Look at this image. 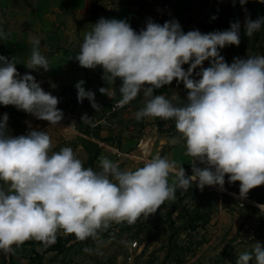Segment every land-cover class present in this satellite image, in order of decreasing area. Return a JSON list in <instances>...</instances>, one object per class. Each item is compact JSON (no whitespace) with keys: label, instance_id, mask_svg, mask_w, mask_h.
I'll list each match as a JSON object with an SVG mask.
<instances>
[{"label":"clouds","instance_id":"9594fccd","mask_svg":"<svg viewBox=\"0 0 264 264\" xmlns=\"http://www.w3.org/2000/svg\"><path fill=\"white\" fill-rule=\"evenodd\" d=\"M239 3L244 5L246 0ZM262 26L264 16H245V35L252 36ZM240 30L239 20L224 30L185 32L176 19L163 24L149 19L136 31L126 19L99 18L72 58L84 68L101 66L103 79L111 83L120 78L118 89L99 88L110 98L118 92L119 105L142 93L146 99L135 113L138 120L174 119L187 154L194 158L191 174H185L182 163L159 153L134 169L121 168L118 161L104 156L97 171L85 167L71 146L52 151L50 134L39 127L10 134L4 113L0 118V248L13 251V244L32 238L54 243L58 229L84 240L113 221L135 223L166 200L177 199V189L188 190L194 181L200 189L206 185L223 189L228 174L229 182L239 181L240 197L264 184V54L234 57L228 63L219 51L228 44L238 45ZM8 35L0 27V39ZM31 44L27 68L47 71L49 60L40 50V37L31 36ZM205 60L209 66L193 78V70ZM16 64L14 57L0 55V104L14 105L57 125L64 116L57 107L58 97L45 91L31 73L20 74ZM184 64L189 65L187 70ZM174 78L187 89L180 105L154 92ZM84 83L79 80L74 85L78 102L87 98L94 109H100L95 93L86 90ZM91 120L87 114L81 116V121ZM176 140L173 137L171 142ZM249 240L254 241L251 250L239 253L236 264H250L253 259L264 264V244Z\"/></svg>","mask_w":264,"mask_h":264},{"label":"rangeland","instance_id":"374dc122","mask_svg":"<svg viewBox=\"0 0 264 264\" xmlns=\"http://www.w3.org/2000/svg\"><path fill=\"white\" fill-rule=\"evenodd\" d=\"M88 89L95 93L100 109H94L87 98L82 102L72 99L77 94L75 90L73 95L65 92L70 99H58L57 104L64 113L62 120L57 125H49L48 121L38 119L31 126L48 131L53 141L52 151L71 146L85 167L97 171L101 169L100 158L104 156L118 161L121 168L133 169L156 153L167 156L169 145L163 149L161 144L152 145L144 138V133L135 128L128 113L114 112L106 117L108 125H91L94 119L102 118L114 96L110 98L92 85H88ZM84 114L92 117L90 123L81 121ZM72 123H76L74 127L65 128ZM102 130L109 131V136L101 137ZM92 157L95 158L88 164ZM191 171L192 166H189L185 174L190 175ZM169 180H172L171 175ZM176 196L177 199L166 200L156 212L138 218L135 223L113 221L107 228L98 230L94 237L80 240L66 232L62 236L65 248L52 252L41 263L236 264L239 253L251 250L254 241L249 237L264 244V207H257L264 204V184L251 188L246 197H240L239 181L229 182L225 174L223 189L216 185L200 189L194 181L188 190L177 189ZM60 231L64 230L57 232ZM134 240L139 247L132 251L134 257L128 261L129 242ZM250 264H255L254 259Z\"/></svg>","mask_w":264,"mask_h":264},{"label":"crops","instance_id":"0c3cea01","mask_svg":"<svg viewBox=\"0 0 264 264\" xmlns=\"http://www.w3.org/2000/svg\"><path fill=\"white\" fill-rule=\"evenodd\" d=\"M208 12L213 15L206 22H197L201 15ZM213 16L216 18L213 19ZM245 16L251 19L264 16V0H246L244 5L239 0H0V27L9 34L6 39H0V55L14 57L20 74L31 73L45 91L65 100L70 97L64 93L72 94L74 90L77 91L74 85L79 80L85 82L84 87L87 89L88 85H92L97 91L104 86L118 89L122 83L118 77L113 83L106 77L103 79L101 66L84 68L72 58L80 50L85 33L101 17L126 19L136 31L143 29L149 19L160 24L176 19L180 25L186 26L182 28L185 32L192 30L188 25L194 22L198 26L196 29L210 32L227 29L230 22L239 20L240 43L228 44L219 50L225 60L231 63L234 57L264 54V26L250 37L245 35ZM33 35L40 37V50L49 60L47 71L38 67L27 68ZM188 66L182 65L185 70ZM208 66L209 61L205 60L193 70V78L198 79L197 73ZM154 92L163 93L176 105L184 103L187 97L183 82L177 83L175 78ZM71 98L77 100V94ZM119 98L117 92L113 102ZM145 99L141 93L126 106L119 108L117 113H128L135 128L142 131L144 138L149 139L152 145L161 144L163 149L168 144L167 157L176 160L178 164L182 163L181 166L186 170L194 158L187 154L184 139L176 130L174 119L151 116L139 120L136 118L135 113L144 106ZM4 113L8 114L7 129L12 135L23 134L25 128L29 129L38 121L32 114L17 109L14 105L0 104V118ZM109 134L106 130L100 132L101 137ZM173 137H177L175 143L171 142ZM197 163L198 166L203 165ZM65 233L60 231L56 235L62 237ZM38 242L39 240L32 238L15 243L12 245L13 251L0 248V264L44 263L43 260L56 251L45 252L46 246ZM35 257L39 259L36 260Z\"/></svg>","mask_w":264,"mask_h":264},{"label":"built area","instance_id":"2783aa9c","mask_svg":"<svg viewBox=\"0 0 264 264\" xmlns=\"http://www.w3.org/2000/svg\"><path fill=\"white\" fill-rule=\"evenodd\" d=\"M213 15L212 12H208L207 14H204V15H201L199 17V19L197 20V22H206L208 18H210L211 16ZM182 28L183 27H186L185 25H181ZM190 26L192 29H196L198 26L196 24V22L194 23H191ZM118 100V99H117ZM117 100H115L111 105H110V108L105 112V114L102 116V118L100 119H94L92 124L93 126H104V125H108L109 124V121H107L106 117L114 112H117L119 108H122L124 106H126L128 103L124 104L123 106L119 105L117 103ZM29 129L28 128H25L23 130V134H26L27 131ZM139 247L138 245V241L137 240H134V241H130L129 242V247H128V254H127V257L126 259L128 261H131L134 257V253L132 251H135L137 248Z\"/></svg>","mask_w":264,"mask_h":264},{"label":"trees","instance_id":"16d2710c","mask_svg":"<svg viewBox=\"0 0 264 264\" xmlns=\"http://www.w3.org/2000/svg\"><path fill=\"white\" fill-rule=\"evenodd\" d=\"M93 158H95V157H92L88 161V164H91ZM64 241L65 240H64L63 237H57V239H56V241L54 243H49V242H46V241L39 240L38 244L46 246L45 252L50 251V250L58 252V251L63 250L65 248V247H62V244H63ZM56 243H58L59 246H56Z\"/></svg>","mask_w":264,"mask_h":264}]
</instances>
